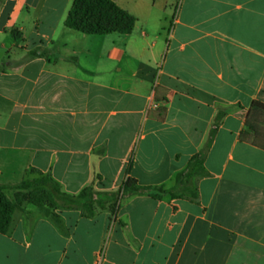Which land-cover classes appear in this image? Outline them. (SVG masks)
I'll return each instance as SVG.
<instances>
[{"label": "crops", "instance_id": "crops-1", "mask_svg": "<svg viewBox=\"0 0 264 264\" xmlns=\"http://www.w3.org/2000/svg\"><path fill=\"white\" fill-rule=\"evenodd\" d=\"M114 1L133 33L67 28L75 0H0V184L35 168L69 195L122 194L94 218L17 210L0 264H264V145L242 139L264 0ZM195 156L189 196L121 191L173 189Z\"/></svg>", "mask_w": 264, "mask_h": 264}, {"label": "trees", "instance_id": "trees-1", "mask_svg": "<svg viewBox=\"0 0 264 264\" xmlns=\"http://www.w3.org/2000/svg\"><path fill=\"white\" fill-rule=\"evenodd\" d=\"M136 25L137 19L118 6L114 0H75L65 22L67 28L89 36H106L114 33L128 35L134 32ZM254 122L264 123L262 102L252 103L247 116V130L242 139L248 140L251 136L254 144L263 146L264 133L258 130ZM203 172V158L195 156L190 162L188 171L178 175L177 183L191 180L196 174L200 175ZM121 191L124 193L148 191L149 196L155 200H162L165 194H170L173 198H183L164 187L154 189L155 193L152 194L151 190L140 187L134 179H128L122 185ZM197 197L196 193H192L191 199L195 200ZM28 205L40 208L47 216L52 214V210L75 207L81 210L83 217L94 218L99 210H106L108 205L114 213L117 203L112 205L99 199L93 186L87 187L77 196L69 195L63 192L60 184L50 173L44 174L32 168L21 183L0 184V234L6 235L9 232L14 213Z\"/></svg>", "mask_w": 264, "mask_h": 264}, {"label": "rangeland", "instance_id": "rangeland-1", "mask_svg": "<svg viewBox=\"0 0 264 264\" xmlns=\"http://www.w3.org/2000/svg\"><path fill=\"white\" fill-rule=\"evenodd\" d=\"M254 124L259 127V129L261 131H263L264 133V123L262 122H257ZM38 175H35V177H37ZM195 177V176H194ZM194 177L193 179L191 180H183L182 183L180 184H177V186L173 189H170V190H173V193L175 195H182V196H189V192H191V189L194 187ZM98 193V192H97ZM122 194L117 192V193H98V198L103 200L104 202H109V203H112V205H114L115 203L118 204V202L120 200H122L121 198ZM120 203V202H119Z\"/></svg>", "mask_w": 264, "mask_h": 264}, {"label": "built area", "instance_id": "built-area-1", "mask_svg": "<svg viewBox=\"0 0 264 264\" xmlns=\"http://www.w3.org/2000/svg\"><path fill=\"white\" fill-rule=\"evenodd\" d=\"M174 22H175V21H174ZM153 107H154V108H157V105L155 104V105H153Z\"/></svg>", "mask_w": 264, "mask_h": 264}]
</instances>
